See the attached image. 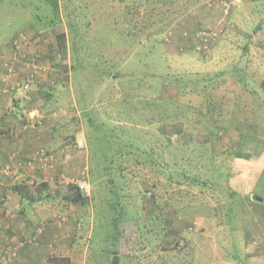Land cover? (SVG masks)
<instances>
[{
  "label": "rangeland",
  "instance_id": "374dc122",
  "mask_svg": "<svg viewBox=\"0 0 264 264\" xmlns=\"http://www.w3.org/2000/svg\"><path fill=\"white\" fill-rule=\"evenodd\" d=\"M216 1L168 6L154 0H56L55 6L51 0H0V59L11 54L13 39L25 29L35 40L24 52L61 75L45 85L63 91L67 75L73 99L74 70L87 77V87L99 80L89 100L85 94L70 109L58 110L66 121L74 114L83 133L67 179L87 167L91 183L89 196L74 205L71 264H109L115 256V264H135L134 255L147 264H264V200L260 207L255 201L264 199V0L237 2L224 18ZM199 30L217 32L207 50L195 47L191 34ZM61 33L65 48L57 44ZM73 46L87 59L83 68L72 66ZM163 101L171 105L168 118ZM85 113L107 123L113 139L144 143L158 161L150 162L147 150L128 147L120 166L113 156L101 159L105 148L114 154L120 145L89 144L95 133ZM193 175L206 185L192 184ZM108 177H115L120 196L117 230L94 238V222L113 212ZM158 202L170 204L163 206L167 234L161 249L154 246L160 239L150 219L159 212ZM138 226L144 230L135 253ZM254 239L258 246H252ZM114 245L116 254H100Z\"/></svg>",
  "mask_w": 264,
  "mask_h": 264
},
{
  "label": "crops",
  "instance_id": "0c3cea01",
  "mask_svg": "<svg viewBox=\"0 0 264 264\" xmlns=\"http://www.w3.org/2000/svg\"><path fill=\"white\" fill-rule=\"evenodd\" d=\"M52 72L49 75L54 77ZM48 78L44 75L27 89L0 94V169L5 163H14L16 156L24 162L21 171L25 177L45 183L40 185L42 189H33L36 184L22 187L0 171V253L9 254L8 262L0 264H50L47 257L53 255L68 256L71 264L70 256L76 253L71 239L77 202L71 201L75 189L67 173L72 171L83 133L60 114L70 106L61 103L64 95L60 89L44 84ZM6 86L0 80V92ZM40 147L55 155L52 167L42 166ZM263 200H255L257 207ZM260 223L264 226V220Z\"/></svg>",
  "mask_w": 264,
  "mask_h": 264
},
{
  "label": "trees",
  "instance_id": "16d2710c",
  "mask_svg": "<svg viewBox=\"0 0 264 264\" xmlns=\"http://www.w3.org/2000/svg\"><path fill=\"white\" fill-rule=\"evenodd\" d=\"M51 1H52L53 5H55V6L57 5L56 0H51ZM139 1H140V3H143V1H145V0H139ZM154 1H157V3H162L164 5L173 6V4L175 3L176 0H154ZM128 5H130V4H128ZM184 6L185 5H183L181 8H184ZM24 30L25 29L18 31L17 34L19 32H21V31H24ZM162 30H163V28H160L159 31H162ZM32 38H33V40H35L34 36ZM57 38H58L57 39L58 47L59 48H65V45H63V40L65 39L64 33H61L59 35V37H57ZM72 48H73L72 53L76 55L75 59H73L72 66H73V68L75 67L77 69L78 67H82L85 64V62L87 61V59H84V58H82L79 55L77 47L73 46ZM3 62H4V60L0 59V74H2L4 72ZM236 62L237 61H235L233 63L235 65V67L237 68L238 64ZM94 64H96V63H94ZM61 73L63 75V72H61ZM73 73H76L74 75L75 82L82 87V88H80V87L78 88V85H77V87L75 86V91H74V95H75L74 98L77 101H79V103H80V100L82 101V98L85 96V94H86L87 98L89 97L88 96L89 89L92 90L93 87L95 86V84L99 83V80L95 79L87 87V84L89 83L87 81V79H85L87 77L84 76L85 78L84 77L82 78V74L79 73L78 71H75V70H74ZM95 73H96L95 75H97V74L100 73V71L95 69ZM222 73H225V71L224 70L216 71L215 73H213V78L219 77L220 75H222ZM57 76H58V78H60L61 75L57 74L56 77ZM58 78H57V80H58ZM66 78L68 79L67 75H66L65 79L62 81V84L60 85V87L62 86L61 88L63 89V91H61V92L64 95V100L61 103L71 107V105L73 104V99L74 98L71 99L73 96L71 95V93H69V88L70 87L68 86ZM53 80H55L54 77H52V79H51V77H49V79L47 81L53 83ZM63 84H65V85L63 86ZM200 87H208V85H204L203 84ZM8 88H9V90H8V92H5L6 94H10L9 93L10 90H13L14 88L18 89V88H22V87L16 86V85L11 83ZM92 93L93 92H91L90 94H92ZM65 94L69 95V96H67V99H66V95ZM88 100H89V98H88ZM87 105L88 104H83V106H87ZM157 105L158 104L155 103V104L152 105V107H155ZM162 105H163L162 109L164 110L163 116L165 118H168L171 115V113H170V106H171L170 102L169 101H163ZM152 110H153V108H152ZM82 111H84V110L82 109ZM85 114H87V118H88L87 128L90 129L91 131H93V133H95L93 135V137L88 139V143L89 144L96 145V144H100L102 142H105L107 144L108 148H111L112 146L113 147L114 146H118V143L120 145V147H118L116 149V152L114 154L108 153L107 152L108 150L105 148L104 151H105L106 154L103 153V155H100L101 159L102 158L106 159V158H109V157L113 156V158L115 157L113 159L114 164H116L115 166H120L123 163V160H124L123 156H124V154H126V153H124L123 150H124L125 147H128V148H131V150H133L135 148L137 150H141V152H144V153L148 151V153H146L144 156H147V157L151 158L152 160L150 162L154 161L156 163L158 161V158H159L158 155L155 154L153 151L150 152L147 147L144 148L143 146H146V145H144V143L139 145V143H138L139 141L136 140L133 137L132 138H128V140H126V141H124L122 139H119V138H117V139L114 138L113 139V135L110 134L109 131L106 130L107 123H103V121L102 122H98L96 117L91 115V113H85ZM151 118L153 120V118H156V117L153 116ZM148 120L151 121V119H148ZM68 122H70V123H72V124H74L76 126L77 121H76V119H74V114H72L71 118H69L66 123H68ZM117 127H118V130L123 132V130H121L119 126H117ZM112 128H113V126H112ZM192 139H193V137L191 135H189V134H188V136L185 135V141H186L187 144H190L192 142ZM116 140H117V142H116ZM48 151H49V149H48ZM125 152L128 153L129 151L125 150ZM183 176L185 178L188 177V175L187 176L183 175ZM178 178H180V177H178ZM88 181H89V179H88ZM190 181L193 182L192 184H194V185H206L204 180H201L198 176H195V175L191 176ZM107 182H108V186L111 185L109 190H108V193L112 196L113 202H111V204H109V206L112 207L113 212H111V215L108 216V217H106V216L105 217H101L100 222H97V221L94 222V225L92 227V232H93L94 238L99 237V235H103L104 232H105V229L109 228L110 229L109 232L111 230H114V229L117 230L116 229V225H117L118 220H119V218H118L119 214L116 213V208L118 206V201H119L120 196L117 193V191H115L114 187H118V186L116 184L115 177H108ZM89 183H90V181H89ZM17 185H21L23 187L22 183H18ZM90 185H91V183H90ZM74 188H76V186L73 187V189ZM76 190H75V193L73 194V197H70L71 201H73L75 203L76 202H78V203L84 202V199L82 197L83 195L79 191L76 192ZM155 192H157V191H155ZM255 200H258V199H255ZM157 204L159 206V212L158 213H154L150 217V219L154 222V225H153L152 229L155 228V231H157V233L159 234L158 236H159V239H160V242L158 240V242H156L154 244V246L160 247V249H161V248H163V246H165L164 239H166V238L164 237V239H163V236H165L167 234L166 233L167 232V227H166L165 214H164L165 211H164V207L163 206H170V204L167 203V202H163V203H159L158 202ZM185 206H187V204ZM143 230H144V226H138V228L136 230V236L134 235L135 244L137 246V249H136L135 253H137L141 249ZM113 235H115V234H113ZM184 235L185 234H183V236ZM186 235H188L187 232H186ZM163 242H164V244H163ZM137 243L139 245H137ZM117 252H118L117 251V245H114L111 250H106V251L101 250L100 254H105L104 258H106V257L108 258L109 256H111L113 254H116ZM163 253H165V252H163ZM163 253H156L157 254L156 257H160L161 258V257L165 256V255H163ZM151 256H152L151 253H150L149 256H147L148 262H149ZM130 259H134L135 264H147V261L146 262L144 261V263H142L141 262L142 259H140L139 256H137V255L132 256ZM47 262L50 263V264H69V257L68 256H64V255L48 256L47 257ZM108 263L109 264H115V263L112 262L111 258H109V262Z\"/></svg>",
  "mask_w": 264,
  "mask_h": 264
},
{
  "label": "built area",
  "instance_id": "2783aa9c",
  "mask_svg": "<svg viewBox=\"0 0 264 264\" xmlns=\"http://www.w3.org/2000/svg\"><path fill=\"white\" fill-rule=\"evenodd\" d=\"M241 1L242 0H217L216 3L220 7L224 18L225 16L227 17L233 6ZM216 36L217 32L212 30H199L191 34L193 41H195V47L199 51L209 49L211 43L216 39ZM30 38H32V36L29 34V31L24 30L19 32L13 39L11 43V54L2 57L4 60V72L0 76L2 82L8 83L14 79L12 81L14 85L27 89L33 81L35 82L39 78L41 79L44 75H49L51 71L49 66L43 65L38 57L28 54V51L24 52ZM9 85L3 87L0 94L8 92ZM13 158H15L14 163H5L2 165L0 169L2 175L8 177L14 183H22L27 186L35 185L36 180L33 177H25L22 173L21 168L24 164L22 159L16 156ZM38 159L41 161L42 166L47 168L52 167L55 163V155L53 153H48L44 149L39 151ZM68 181L73 183L76 186L77 191L83 196H89L91 186L88 181L87 167H83L76 177L69 178ZM258 242L259 240L254 239L252 241V246H258ZM8 260L9 254L7 252H1L0 261L7 263Z\"/></svg>",
  "mask_w": 264,
  "mask_h": 264
},
{
  "label": "water",
  "instance_id": "95a60500",
  "mask_svg": "<svg viewBox=\"0 0 264 264\" xmlns=\"http://www.w3.org/2000/svg\"><path fill=\"white\" fill-rule=\"evenodd\" d=\"M255 198H256V199H258V200H261V198H260V197H258V196H255ZM112 262H113V263H117L116 256H115V257H113V259H112Z\"/></svg>",
  "mask_w": 264,
  "mask_h": 264
}]
</instances>
